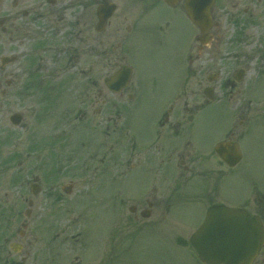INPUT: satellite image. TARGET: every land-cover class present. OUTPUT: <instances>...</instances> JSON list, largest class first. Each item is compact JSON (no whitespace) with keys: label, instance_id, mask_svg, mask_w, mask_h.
<instances>
[{"label":"flooded vegetation","instance_id":"1","mask_svg":"<svg viewBox=\"0 0 264 264\" xmlns=\"http://www.w3.org/2000/svg\"><path fill=\"white\" fill-rule=\"evenodd\" d=\"M213 1V24L202 38L186 0H0V260L87 263V241L58 238L71 226L57 223L67 211L57 204L78 193L74 168L88 182L94 155L83 151L90 146L101 148L92 178L103 196L119 200L111 224L98 233L103 245L117 246L122 233L169 229L173 243L190 247L193 230L182 233L176 203L204 199L206 211L217 202L216 177L225 179L230 170L218 169L226 164L216 144L236 143L243 153L247 133L264 116L262 98L255 115L257 107L241 103L251 71H261L258 80L264 76V36L256 56L224 50L219 21L230 15L228 7L264 8V0ZM215 106L230 108L222 109L223 134L208 150L215 118L206 110ZM33 156L26 179L23 167ZM121 185L126 198L119 197ZM126 200L132 228L121 233L119 205ZM259 201L242 207L264 223ZM105 246L101 260L108 253L118 264L117 250Z\"/></svg>","mask_w":264,"mask_h":264},{"label":"rangeland","instance_id":"2","mask_svg":"<svg viewBox=\"0 0 264 264\" xmlns=\"http://www.w3.org/2000/svg\"><path fill=\"white\" fill-rule=\"evenodd\" d=\"M250 5L251 4H248V2H243L242 5L237 8L228 7L226 11H228L230 15L224 12L226 15L220 17L219 21L222 27L221 36L223 40L222 49H231V51L235 49L240 52H247L252 57L258 55L261 44L259 36H264V18L263 20L260 18V16L264 17V8L251 7ZM262 11L263 13L261 14L260 12ZM260 72L261 71L258 70L251 71V76L253 78L251 81H248L249 83L246 91L248 95L246 94L245 100L241 102L242 104L247 103L249 107H257L259 109L258 111H251L254 115L260 111V106L262 105L258 101L261 98L264 100V76L258 80ZM258 97L260 98L258 99ZM236 101L239 102V99L236 98ZM242 104L238 106H242ZM228 108L230 107L215 106L206 110V112H214L212 115L215 118V121L211 124L215 129L211 135L210 143L208 144L207 142L208 145H206L208 150L211 149L214 143L220 140L223 134V127L226 120L223 119L225 114L220 115V113L225 111L228 112ZM14 109L19 110V108L15 106L12 109L10 108L9 111ZM28 119V116H26V120L29 122ZM260 121L257 127L253 130L251 129V131L247 133L249 137L247 136L246 142L242 144L243 161L233 169H230L226 165H217L221 166V168L218 169L230 170V172L228 174L229 176L227 175L228 177L225 179L216 177V185L220 188V192L214 197V200L231 207L243 206L247 202H249V206L256 207L257 204L255 199L257 198V200L260 199L258 206H262V211L264 213V116ZM73 122L74 121H72L70 125L75 126L74 129H80L81 124L79 122ZM203 130L204 133H209L210 126L208 123L203 126ZM92 132L95 133L94 131ZM95 140L96 139L92 140L93 143H96ZM25 148L27 149V145H25ZM72 148L74 151V147ZM99 150H101L100 147L91 148L90 146L89 150L83 151L86 156L94 155L93 163L90 162L89 164L90 174L88 176V182L84 183L80 178L81 169L74 168V173H78V175L75 176V174H73L71 179L75 180L74 192L78 191V193H76L77 195H68L69 197L66 195L65 201L62 202L63 205L59 206L57 204V207L67 210L64 211V214L58 213L57 223L70 224L71 226V228L63 233L65 236L61 235L58 238L69 239L72 245L76 244V240L79 242L82 240L87 241L89 248L87 251L88 259L86 264H115L117 260H114L111 254L108 253L103 254L105 258L101 260V254L103 253L102 247H104L105 244L103 245L100 241L99 234L102 232V228H107L108 223L111 224L114 214L113 208L118 207L119 200L117 197L103 196V186L100 180L92 178L91 171L93 168H91V166L94 167L98 165L97 158L98 155L101 154ZM68 152H65V155H67ZM104 153L106 152L102 151L101 156H103ZM36 160L37 157L35 156L31 159L26 158L25 166L23 167L26 179L31 176L27 174V170ZM120 187L121 195L119 197L126 198L125 194L128 195L126 191L127 188L124 190L122 185ZM255 189H258V192H256ZM258 193L261 194L258 195ZM125 202L126 205H119L122 213H120V221L117 222L116 225V227L118 226V232H121V230H124L126 227L132 228L131 222H129L131 220L128 216L127 209L131 202L129 200ZM205 202L206 200L204 199L187 198L176 203L175 208L177 209L174 210L173 213L177 215L175 217L182 224L181 230L184 235L188 232L190 233V231L196 227L199 228L201 225L206 213L205 207L207 206ZM59 228L61 227L58 226V233ZM134 232L128 234L121 232L122 236L119 238L117 246L115 244L112 247V244H106L105 249L107 251L117 250L118 257L120 258L118 264H203L201 260L196 258L189 247L177 246L171 241L174 235L169 229L168 233L164 232V235L167 234V237L164 239L160 238L164 236L161 233L146 232L143 237H137L139 234H135V236L131 235ZM73 234L75 236H73ZM259 258H264V249L259 255ZM0 264L5 263L0 260Z\"/></svg>","mask_w":264,"mask_h":264},{"label":"water","instance_id":"3","mask_svg":"<svg viewBox=\"0 0 264 264\" xmlns=\"http://www.w3.org/2000/svg\"><path fill=\"white\" fill-rule=\"evenodd\" d=\"M213 0H186L185 10L203 37L212 26ZM221 143L217 152L231 166L241 159L237 145ZM205 221L191 242L207 264H252L264 244V227L247 209L223 204L209 207Z\"/></svg>","mask_w":264,"mask_h":264}]
</instances>
